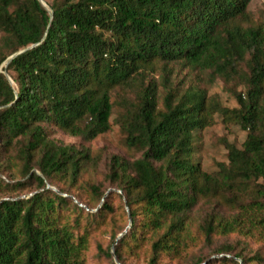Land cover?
<instances>
[{
  "label": "trees",
  "instance_id": "obj_1",
  "mask_svg": "<svg viewBox=\"0 0 264 264\" xmlns=\"http://www.w3.org/2000/svg\"><path fill=\"white\" fill-rule=\"evenodd\" d=\"M252 2L0 0V192L34 191L0 202V264H87L84 222L116 214L121 264L190 262L233 237L209 264H264V29L250 24ZM177 69L206 87L174 86ZM218 80L236 108L210 95ZM216 117L247 138L208 173L195 144ZM113 123L141 154L111 158L105 181L121 194L82 186L100 164L86 144ZM251 243L262 247L249 253Z\"/></svg>",
  "mask_w": 264,
  "mask_h": 264
},
{
  "label": "rangeland",
  "instance_id": "obj_2",
  "mask_svg": "<svg viewBox=\"0 0 264 264\" xmlns=\"http://www.w3.org/2000/svg\"><path fill=\"white\" fill-rule=\"evenodd\" d=\"M249 14L251 18L252 25L261 26L264 29V0H253L249 8ZM6 65L1 67V70L5 68ZM157 79L160 78V74H156ZM174 86L178 85V88L185 90L190 85H201L206 87L205 84L199 80L195 75L190 73L188 70H179L177 69L175 75L172 78ZM210 95L217 96L221 105L225 108L234 109L237 107L235 99H233L225 91V87L222 81H216L210 87ZM200 138L197 139L195 144V156L194 162H200L204 171L208 173H213L218 170L219 164H225L228 162L227 158V144H234L237 147L241 148L243 143L246 141L247 133L244 132L240 127L237 126H227L222 122L219 117H216V123L200 133ZM54 138L59 140L62 144L68 146H79L81 141L79 139L73 138L69 135L63 134L56 131ZM126 136L123 131L113 123L112 130L98 137L92 143L86 144V147L90 148L94 158H97L100 161L99 171L95 176L89 174L84 177L82 183L83 187H87L91 182L102 183L105 185L106 189L109 188V183L105 181L106 175L108 174V167L111 163V158L113 156H119L130 161H135L141 158V154L135 150H130L126 144ZM8 183V182H7ZM54 191H57V188H52ZM109 192L113 191L121 194L120 191L115 189H108ZM34 191H26L24 193H3L0 192V202L4 200H13V199H25L31 197ZM67 197L68 195H64ZM74 202L77 203V200L74 199ZM210 205H202L201 213H207ZM99 208V207H98ZM98 209L91 210V213H96ZM129 212V210L127 209ZM119 213V212H118ZM112 219H114L112 223ZM119 222V216L116 214L114 218H108L104 224L99 225L96 222H84L83 225H89L92 229V236L90 240V250L87 255V264H121L117 257L115 256V245L113 243L112 235L117 233L121 226L118 223V227L113 229V226ZM84 228V227H83ZM126 234V231L119 235L118 239L122 235ZM238 239L233 237L229 239L217 238L214 241V246L207 248L204 245L200 246L197 250L193 251L190 255V262H183L181 264H193L199 258H207L205 264H209L214 260L220 259L222 256H217L215 250L217 247L225 244H235ZM262 247V244H249L247 251L249 253L255 252ZM112 248L114 254V259H109L106 256L107 251ZM125 264H147V260L144 257H141L140 260H131L126 257ZM162 264V263H161Z\"/></svg>",
  "mask_w": 264,
  "mask_h": 264
},
{
  "label": "water",
  "instance_id": "obj_3",
  "mask_svg": "<svg viewBox=\"0 0 264 264\" xmlns=\"http://www.w3.org/2000/svg\"><path fill=\"white\" fill-rule=\"evenodd\" d=\"M23 53V52H22ZM16 56L12 57L11 60H13ZM12 82V81H11ZM48 189H51V187H48ZM82 207V205H81ZM240 263L242 264V262L240 261Z\"/></svg>",
  "mask_w": 264,
  "mask_h": 264
}]
</instances>
